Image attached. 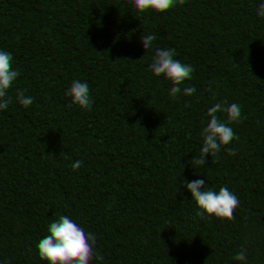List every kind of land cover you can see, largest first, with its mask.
<instances>
[{
    "label": "trees",
    "instance_id": "trees-1",
    "mask_svg": "<svg viewBox=\"0 0 264 264\" xmlns=\"http://www.w3.org/2000/svg\"><path fill=\"white\" fill-rule=\"evenodd\" d=\"M227 1L0 0V264H38L79 224L92 264H264V0ZM178 51L221 81L223 126L125 165L101 138L150 139L144 100ZM99 77L112 104L92 123Z\"/></svg>",
    "mask_w": 264,
    "mask_h": 264
},
{
    "label": "clouds",
    "instance_id": "clouds-1",
    "mask_svg": "<svg viewBox=\"0 0 264 264\" xmlns=\"http://www.w3.org/2000/svg\"><path fill=\"white\" fill-rule=\"evenodd\" d=\"M177 39L175 34L169 36L171 41ZM8 43V40L0 43V54L5 52ZM203 68L202 60L191 55L185 57L178 51L172 68L152 79V89L144 100L142 119L148 121L150 139L137 149L128 139L125 147L102 137L103 147L126 165L133 156L154 161L157 158L154 146L162 148L172 135L179 134L183 141L192 146L199 144L209 131L219 133L225 119L223 110L227 97L219 79L200 74ZM108 88V82L99 77L86 93V112L92 123L101 120L111 108ZM123 111L130 117L137 115L131 104H125ZM90 240L91 234L84 224L64 228L42 246L38 264H92L84 247Z\"/></svg>",
    "mask_w": 264,
    "mask_h": 264
},
{
    "label": "rangeland",
    "instance_id": "rangeland-1",
    "mask_svg": "<svg viewBox=\"0 0 264 264\" xmlns=\"http://www.w3.org/2000/svg\"><path fill=\"white\" fill-rule=\"evenodd\" d=\"M127 1L129 4H132L134 0H127ZM159 10H160L159 7H152L150 9L145 10L143 14L146 16H151L152 14L158 12ZM179 27H180V23L174 22L172 25V28L169 30V32L167 34L168 38L170 35H173V34H175L177 36L179 33ZM262 121L264 122V109L262 111Z\"/></svg>",
    "mask_w": 264,
    "mask_h": 264
},
{
    "label": "water",
    "instance_id": "water-1",
    "mask_svg": "<svg viewBox=\"0 0 264 264\" xmlns=\"http://www.w3.org/2000/svg\"><path fill=\"white\" fill-rule=\"evenodd\" d=\"M226 2H227L228 7H230L229 4H228V1H227V0H226ZM234 12H236V13H238V14H241V13H245V14H253V15L255 16L254 22H253V24L250 26V32L252 33V31H253V27H254V25L256 24V22L258 21V16H257V14L255 13V11H253V10H245V11L234 10Z\"/></svg>",
    "mask_w": 264,
    "mask_h": 264
}]
</instances>
